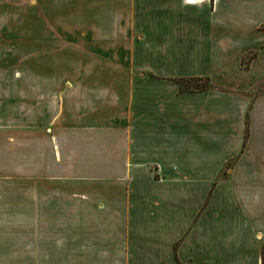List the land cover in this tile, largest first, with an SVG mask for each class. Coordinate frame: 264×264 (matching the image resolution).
<instances>
[{
    "label": "crops",
    "instance_id": "obj_1",
    "mask_svg": "<svg viewBox=\"0 0 264 264\" xmlns=\"http://www.w3.org/2000/svg\"><path fill=\"white\" fill-rule=\"evenodd\" d=\"M97 3L107 28L137 14L136 78L50 69L43 37L19 69L0 38V264H264V0Z\"/></svg>",
    "mask_w": 264,
    "mask_h": 264
},
{
    "label": "rangeland",
    "instance_id": "obj_2",
    "mask_svg": "<svg viewBox=\"0 0 264 264\" xmlns=\"http://www.w3.org/2000/svg\"><path fill=\"white\" fill-rule=\"evenodd\" d=\"M79 1L81 2L73 7L75 11L64 14H48V18L41 13L18 12L14 18L12 17V26L15 28H9L7 26L9 22L5 20L6 17L0 15L1 40L9 42L14 39L18 41V56L16 58L18 68L25 69L24 47L26 42L39 43V48H41L40 38L43 37L51 44L48 53L50 69L59 68L64 71L114 69L127 71L131 75V79L136 78L140 34L137 14L114 13L111 28H107L105 13L95 7L98 5V0ZM32 24L36 26L33 27ZM41 25L43 26L41 27ZM55 44L59 47L65 46V56L63 51L52 50L53 46L58 47ZM146 51H148V46H146ZM1 59V69L4 71L9 68V56L3 54ZM57 62H60L59 65ZM205 86H207L206 83L204 85L200 83L197 88H190L193 92H198Z\"/></svg>",
    "mask_w": 264,
    "mask_h": 264
},
{
    "label": "trees",
    "instance_id": "obj_3",
    "mask_svg": "<svg viewBox=\"0 0 264 264\" xmlns=\"http://www.w3.org/2000/svg\"><path fill=\"white\" fill-rule=\"evenodd\" d=\"M251 59V58H249ZM242 63L244 66L247 65V61L246 60H242ZM204 85L205 83L207 84V86L202 87L200 89V91H205L209 88H212V86L209 84V81L207 79H203V78H193V79H180L177 80V84L179 85V92L183 93V92H193V90L190 87H194L197 88L199 84ZM248 135V127L246 125L245 128V135H244V139L247 138Z\"/></svg>",
    "mask_w": 264,
    "mask_h": 264
}]
</instances>
